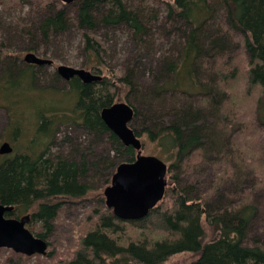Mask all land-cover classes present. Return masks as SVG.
<instances>
[{
	"label": "trees",
	"instance_id": "obj_1",
	"mask_svg": "<svg viewBox=\"0 0 264 264\" xmlns=\"http://www.w3.org/2000/svg\"><path fill=\"white\" fill-rule=\"evenodd\" d=\"M21 2L0 0L5 8ZM160 2L76 0L74 16L59 0L28 2L25 15L17 19L15 27L16 36L23 43L22 51L57 59L53 38L63 36L73 27L81 36V66L97 74L104 68L108 70L99 82L70 80L75 104L71 108H41L36 135L49 134L50 141L59 126L77 125L93 138L105 137L114 155L110 158L107 154L98 163L93 162L94 168L101 169L93 176L88 175L84 154L81 153L80 160L74 159L79 147L66 156L53 154L46 146L36 157L23 153L4 157L0 160V204L14 208L5 217L29 214L26 227L34 236L46 240L63 199L76 200L94 193L92 180H102L103 186H108L117 165L134 161L136 151L124 146L100 117L103 108L124 100L134 110L130 128L138 137L146 136L155 142L163 151L157 157L169 161L170 182L162 201L140 220L118 219L105 207L100 194L102 208L85 217L76 248L63 264H165L170 256L179 253L194 256L189 264H264V246L248 235L256 214L251 190L264 187V154L249 145L256 131L254 118L264 124V0L167 3L168 19L182 21L185 28L182 50L178 60L161 63L163 73L169 72L171 77L159 78L146 92H138L133 70L125 68L115 74L110 69L105 58L108 51L99 32L103 29L109 35L123 29L142 40L158 12L149 3ZM234 32L240 36L236 43L232 41ZM235 46L243 50L240 55L233 53ZM0 47L3 48L2 44ZM2 48L1 53L9 50ZM5 59L0 90L15 94L19 86L12 81L9 67L20 64ZM27 66L20 77L22 81L29 78L33 87V66ZM236 90L243 91L242 100L236 96ZM168 93H179L187 98L186 104L174 107L177 100ZM197 93L202 96L193 102ZM171 101L173 105L164 108ZM4 103L8 109L5 100ZM233 127L244 132L243 144L236 137L225 138ZM245 150L252 155L250 158L244 157ZM210 154L216 158L214 164L226 168L218 173L209 194L196 192L190 182H179L175 168L193 172L198 161L210 158ZM103 171L107 174L101 179ZM234 174L238 182L242 174L255 176L257 181L251 190L236 193L237 200L230 201V195L216 193Z\"/></svg>",
	"mask_w": 264,
	"mask_h": 264
},
{
	"label": "rangeland",
	"instance_id": "obj_2",
	"mask_svg": "<svg viewBox=\"0 0 264 264\" xmlns=\"http://www.w3.org/2000/svg\"><path fill=\"white\" fill-rule=\"evenodd\" d=\"M12 1L17 2V0ZM31 1L34 0H23V3L21 2L20 4L13 3L9 8H5L0 4V46L2 44L4 49H9L7 51L3 50L2 53L0 52V76L6 69L7 59L5 58H10L20 64V67H9L12 81L18 82L19 88H17L16 93L11 94L6 90H0V145L3 142H8L13 149L12 153L0 155V160L18 153L36 157L46 146H48L51 153H60L66 156L69 154L72 155V151L79 147L77 148L79 149V154L74 155V159L78 161L80 160L81 153L84 154L89 165L88 175L93 176L96 171L101 172L100 168L93 167V162L98 163V161L106 157L107 154L110 158L114 155L109 145L106 144L105 137L93 138L87 134L82 127L77 125L69 127H67V125L59 126L54 137L51 138L50 141L49 134L36 135L38 115L41 108L54 106L55 108H71L75 104V93L70 92L68 82L57 74L56 68L59 65L83 68L81 66L83 56L79 49L81 36L79 31L72 27L71 30L67 31L63 36L52 37L54 39L53 41H56L53 46L57 51V59L50 58L49 56L44 57L37 53L39 57L51 60L52 64L42 66L32 65V72L35 74L33 87L30 84L29 78L23 80L26 84L22 81V77H20L21 71L29 67L23 62V57L28 51H22L23 43L16 36L15 27L18 24L17 19L25 15L27 5H29L28 2L30 3ZM172 1L173 0H161V2L157 4L149 3L150 8L158 12L155 16L156 18L150 20V31L142 40L138 38L135 39L131 32L123 29L117 30L113 34L110 33L109 35L104 32L103 29L99 32L101 41L104 42L105 48L108 51L105 58L110 69L115 74H119L120 71L125 68L133 70L134 76L132 78L139 85L138 92H146L159 78L163 80L171 77L172 74L169 72L166 74L163 73L161 63L168 59L173 61L178 60L182 50L181 48L184 42L182 32L185 29L182 21L168 19L167 16V3H172ZM74 2L65 4L68 14L72 16L75 15ZM10 29L14 30L12 31ZM231 35L233 42L236 43V41L240 40V36L237 32ZM10 39L11 41L9 42ZM1 48L2 47H0V50ZM50 49L52 50L53 47ZM240 49L241 48L236 47L233 53L240 55L243 51ZM207 61H209V59ZM206 66L207 65H205V67ZM83 69L91 71L87 68ZM107 71L108 70L104 68L99 74L102 77L105 75L107 76ZM53 75H56L57 78L55 79ZM203 81L202 79V82ZM172 95L175 100H177V103L175 102L177 105L174 107L186 104L187 98L179 93L175 95L168 93V96ZM201 96L200 93H197L192 97V101H199ZM236 96L238 99L242 100L243 91L236 90ZM39 99H41V103ZM4 100L9 106L8 109L5 108ZM118 102H124V100H119ZM168 103L169 104L164 108L168 109L173 105H171V103H173L172 101ZM136 104L139 105L137 102ZM256 121L255 117L253 123L256 131L249 145L261 149V153L264 154V124ZM208 122L211 123L210 120ZM146 126H148V124H146ZM54 129L55 128H52V131ZM231 137H236L239 142L242 144L244 143V132H241V130L238 131V127H233V130L228 134L225 133V138H227V140L228 138L231 139ZM139 138L142 142L141 153L143 155L156 157L163 155L161 154L163 151L155 142L149 141L146 136ZM48 141L49 144L47 145ZM208 156L210 158L206 160L200 159L198 161V168L193 172L183 171L182 169L180 171V169L175 168V174L178 176L181 184L190 182L194 184L196 192L203 195H207L211 192L218 173L226 168L222 164H214V159H216L215 156L213 157L212 154ZM251 156V154H248V150H245L244 157L250 158ZM164 162L169 166V161L165 160ZM106 174L107 172L103 171L101 179ZM166 179L167 183L170 182L168 175ZM255 181H257V177L242 174L238 182V178L236 174H234L232 178H228L220 186L216 194L230 195V201H236V193L251 190V185ZM91 184L96 189L94 193H90L88 196L76 200L63 199V205L58 217L53 222L51 231L46 237L48 243L46 256L36 255L21 258L19 254L14 253L11 249L0 248V264H63L64 261L69 259L76 248L79 237V227L85 217L92 215L94 209L102 208V203L98 201L99 195L101 194L103 197L102 192L107 185L103 186L102 180L100 182L99 180H92ZM236 187L238 189L240 188V190L237 191ZM251 197L252 205L256 208V214L250 222L248 235L249 238H256L257 242L264 246V187L262 186L258 187L256 190H251ZM38 226L39 224H36V230ZM193 259L194 256L190 253H179L170 256L165 264H189Z\"/></svg>",
	"mask_w": 264,
	"mask_h": 264
},
{
	"label": "water",
	"instance_id": "obj_3",
	"mask_svg": "<svg viewBox=\"0 0 264 264\" xmlns=\"http://www.w3.org/2000/svg\"><path fill=\"white\" fill-rule=\"evenodd\" d=\"M59 1L70 4L76 0ZM23 62L35 66L52 64L51 60L39 57L34 52H27ZM56 72L66 82L77 78L82 83L88 84L102 79L100 74L65 65H59ZM133 115V108L126 102L114 103L100 111V117L107 128L124 146H130L136 151L134 161L117 165L110 184L102 192L105 207L118 219L125 221L146 217L149 211L162 201L167 186L168 166L156 156L141 153L142 142L129 126ZM11 152L12 148L8 142L0 145V155ZM13 209L11 205L0 204V248L11 249L14 253L25 257L46 256L47 241L34 236L26 227L30 222L29 214L19 218L5 217V214Z\"/></svg>",
	"mask_w": 264,
	"mask_h": 264
},
{
	"label": "flooded vegetation",
	"instance_id": "obj_4",
	"mask_svg": "<svg viewBox=\"0 0 264 264\" xmlns=\"http://www.w3.org/2000/svg\"><path fill=\"white\" fill-rule=\"evenodd\" d=\"M74 79V78H73ZM12 152H13V149H12Z\"/></svg>",
	"mask_w": 264,
	"mask_h": 264
}]
</instances>
